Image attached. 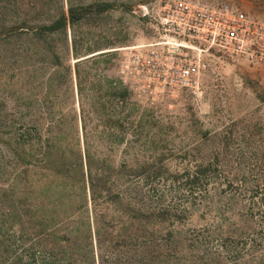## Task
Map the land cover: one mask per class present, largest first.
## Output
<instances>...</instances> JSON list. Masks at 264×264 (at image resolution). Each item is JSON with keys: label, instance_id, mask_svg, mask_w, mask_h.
Here are the masks:
<instances>
[{"label": "rangeland", "instance_id": "obj_1", "mask_svg": "<svg viewBox=\"0 0 264 264\" xmlns=\"http://www.w3.org/2000/svg\"><path fill=\"white\" fill-rule=\"evenodd\" d=\"M70 1L0 0V264H264V64L165 32L172 0ZM154 49L199 88L148 91Z\"/></svg>", "mask_w": 264, "mask_h": 264}, {"label": "built area", "instance_id": "obj_2", "mask_svg": "<svg viewBox=\"0 0 264 264\" xmlns=\"http://www.w3.org/2000/svg\"><path fill=\"white\" fill-rule=\"evenodd\" d=\"M159 25L165 32L199 43L207 50L214 49L229 58L253 65L264 64V21L233 4L209 6L172 0L159 18ZM130 58L148 91L151 88L168 93L178 89L195 91L206 69L199 56H176L173 51L166 54L157 49L146 53L133 51Z\"/></svg>", "mask_w": 264, "mask_h": 264}, {"label": "trees", "instance_id": "obj_3", "mask_svg": "<svg viewBox=\"0 0 264 264\" xmlns=\"http://www.w3.org/2000/svg\"><path fill=\"white\" fill-rule=\"evenodd\" d=\"M109 7V4L106 2H102L98 5V9L99 10H106ZM81 10L85 9V7H83L81 5ZM77 8L71 3L70 0H68V8H67V15L62 12L59 17L56 19V21L53 22V24L51 26H49L50 30H58L61 28H64L66 26V24L68 22H73L74 20L78 19L80 17V14H77ZM52 160L54 157H51ZM56 161H58V159H56ZM55 161V162H56Z\"/></svg>", "mask_w": 264, "mask_h": 264}]
</instances>
